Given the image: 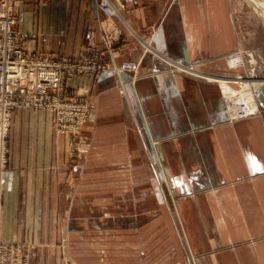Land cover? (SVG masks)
<instances>
[{"label":"crops","instance_id":"1","mask_svg":"<svg viewBox=\"0 0 264 264\" xmlns=\"http://www.w3.org/2000/svg\"><path fill=\"white\" fill-rule=\"evenodd\" d=\"M98 1L40 4L25 0L18 8L17 26L39 33L28 41L31 51L78 55L85 53L90 41L106 48L101 31L104 14ZM151 1L160 4L151 21H163L161 42L155 46L146 40L145 48L125 36L116 49L118 56L107 52L110 60L140 59L144 48L153 52L155 60L156 54L164 52L181 62H204L211 70L227 66L224 55L239 43L224 0H177L171 8L169 0ZM143 3L138 0L141 7L135 14L126 4L123 17L131 28L146 20ZM155 60L144 63V74L137 78L130 72L108 71L96 79H74L76 86L88 87L96 100L95 116L86 122L83 134L97 132L100 151L96 152L102 153L90 155L74 203L80 198L83 208L86 198L98 191L112 198L119 191L111 183L117 178L126 182L128 171V177L138 183L135 186L140 185V194L142 183L153 197H159L164 186L167 200L156 201L147 211L134 205L122 207L126 228L143 240L138 261L126 264H148L147 239L153 242L157 264H264V116L230 121L216 82ZM35 127L42 137L31 141L30 131ZM10 130L1 237L38 246L31 264L66 262L67 258L53 252L57 239L48 235L63 229L55 221L60 211L72 206L75 174L67 157L70 137L56 133L49 114L26 107L14 109ZM131 149L133 157L123 161V153ZM146 149L149 157L142 161ZM113 153L114 157L117 153L115 161L110 157ZM89 169L97 182L90 183ZM143 214L146 221L153 217L152 228L138 221L145 219ZM38 215H55V220L38 224ZM165 257H170V263L164 262Z\"/></svg>","mask_w":264,"mask_h":264},{"label":"rangeland","instance_id":"2","mask_svg":"<svg viewBox=\"0 0 264 264\" xmlns=\"http://www.w3.org/2000/svg\"><path fill=\"white\" fill-rule=\"evenodd\" d=\"M37 1L38 3L42 4V3H46L48 0H37ZM159 1L160 0H157V2ZM169 1H170L169 8H171L172 6L171 3L177 0H169ZM212 1L214 3L218 2V0H212ZM98 2L99 5L101 6V0H99ZM128 2L131 5V10L133 14L137 13V10L141 7L140 5H138V0H111V3H113L116 7L113 10V12L110 14L106 13L104 8L101 6V9L104 14L103 21L105 22L104 28L103 26L101 27L102 36H103L102 42L104 41L106 42L105 46L107 49L105 47L100 48V45H97L95 42L93 43L92 41H90L87 50L83 54L68 55L65 53L41 51L43 53L51 54L53 57L57 58L58 62L61 61L63 62V64L70 62L71 69L65 75L66 81H64L60 86L55 87L53 90L55 98L59 99V102L55 108L49 109V108H38V107H26L35 111H43L49 114L53 119V124L56 133L61 136L70 137L69 139L70 145H69L67 157L69 164L72 165L71 169L75 174V181H74L75 191L73 193L72 198L69 200V204H71L72 206L70 208H65L66 211H60V214L58 215V218L55 221V222L58 221L59 226H62L63 229L61 230H59L60 228L56 229V231L54 230L53 233H49L48 235V237L57 239V242H55L56 245L55 247H53L56 249V251L53 250V252H57L56 255L61 256L62 259L63 257L67 258L66 262L63 261L60 264H87V263L88 264H126L125 262H127L128 260L133 262L134 260L138 261L143 240L140 239L141 237H137L136 234L130 233V230L126 228V225L124 223L126 221V220L124 221L125 214L124 211H122V207L128 208L134 205V206H140V208H142L144 211H147L149 207L153 208V205L158 203L156 201L159 200L161 203H163V201L167 200V194H166L167 189L166 188L164 189V186H162V184H161L162 188L160 190V194H158L159 197L157 195L153 197L152 193H150V191H147L146 187L143 186L144 185L143 183L141 185L143 191L142 194H140L139 193L140 185L135 186L138 183H135L132 177L130 178L128 177L130 172L127 171L128 176H125L127 179L126 182H122V179L120 182L119 179L117 178V180H115L116 183H111V185L114 188H116L117 191H119L115 193V195L112 196V198H107V195H103V191H98L95 194L91 193V198L90 197L86 198L85 202L88 201V203H86V205L88 206L85 205L82 208L81 206L84 203H81L80 198L74 203L76 190L78 188H80V190L82 189V186L80 187V184L82 179H84V174L88 166V159L90 164V160H91L90 155L92 154V152L93 155H97V156H101L102 154L100 152H96V150H99L98 148H96V146L99 143V140L96 137L97 132H92L91 135L89 134V132H87V137H86L83 134L84 126L81 128L79 134L74 132V130H70V125L72 124V122L69 120V118H70V114L74 109L84 107L85 103L89 104V109L90 112L92 113V117L86 121L89 122L95 116L94 110L97 105L96 100L94 99L92 92H90L88 87L84 88L83 90L81 87L75 85L74 79L80 77L84 78V76L96 79L102 73L108 71L117 72V71H113L112 69L116 68L117 67L116 65H121L123 61L129 59L135 60L139 67L134 71L129 70L125 72L133 73L134 78L141 77L144 74L143 71V69H145L144 63L145 65H147L148 64L147 62L153 63V60H155L153 58L154 54L151 50L148 49L146 50L143 48V50L145 51L140 59L129 58V59L121 60L118 63L114 61V58H112L113 60H110L107 52H110L112 55L115 53L116 56H118L116 49L119 43L121 44L124 41L125 36H127V41L130 39L135 40L140 47L143 46L145 48L146 45L144 41L146 40H151L155 46L158 44V42L159 43L161 42L160 28L162 26L161 24L163 21H159V23L156 21H151L152 18H155L158 15L160 4L157 3L155 4V2L151 3L152 2L151 0H144L145 3H143L142 5L145 9L146 20L143 21L142 26L138 28L135 27L134 29L131 28L129 22L125 20L123 17V12ZM224 2L227 4L230 13V18L232 20V27L234 33H236L237 40L239 43V47H235V49L226 53L224 55V58L228 57V63L232 65V63L230 62L231 60L230 56L235 54L239 49L244 50L246 54V56L244 57L246 65H245V69L243 68L242 70L244 73L243 75L248 76V74H252L253 76V74H255V76L258 78H264V21L262 20L264 19V17L259 15L258 10L253 8V5L247 0H224ZM164 11H168V8L165 7ZM30 33H37V32H30ZM38 34L39 33H37V35ZM89 34L91 36L92 32ZM28 41H27V46H28ZM155 56H157L156 58L157 61L155 60L156 62L158 63L160 62L161 64H163L162 62H164L165 60V63L167 62L169 63V65H172V67L177 68V70L183 71L188 74L191 73L190 71H193L191 70V68L193 67L194 73H197L203 79L216 82L218 85L219 83L214 79H211L209 75H207L209 76V78L204 76L206 74H210L216 77L220 75L235 77V75L239 73V71H241L240 70L241 66H235V67L226 66L224 69L211 70L204 67L205 66L203 64L204 62L198 64L185 63L177 60L176 58H172L168 55H165L164 52L160 53L159 55L156 54ZM167 57L171 58L172 60L171 63L173 64L170 63L169 61L170 59L168 60ZM252 57L256 58L254 62L252 61ZM62 58L65 59L62 60ZM238 64H244V63H238ZM180 65L183 67H179ZM100 66L102 67L100 68ZM109 66L111 68H107ZM104 69L106 70L104 71ZM258 96L262 106L261 107L262 110L259 113H254L249 117H252L254 115H259L261 113L264 116V88L263 90L262 89L259 90ZM225 106L227 108V104ZM12 119H13V114H12ZM238 119H242V118H238ZM229 120L231 121L230 116H229ZM11 125H12V121H11ZM11 125L6 138L7 141L6 147L8 150V154H7L8 162L10 158ZM30 132H31L30 134L31 141H38V139L42 137V135L39 136L38 129H36V127L31 128ZM46 135H47L46 132H44L43 137L45 141H48ZM141 140L142 139H140V141ZM133 154H134V150L132 149L125 151V153H123V156L125 157L123 161L130 160L131 157H133ZM103 155L104 157H106V154L104 152ZM116 155L117 153L115 154V157ZM146 156L149 157V153L147 149L144 150V156L143 155L140 156L142 158V161L145 160ZM110 157L113 158L112 160L114 161L117 159V157L116 158L114 157V153ZM126 164L130 166L131 163H129L128 161L126 162ZM7 168H8V163L4 173H2L3 181L0 183L1 194H2L1 197L2 204L0 211V236H1L2 210L4 206V195H5V173ZM113 170L114 171L117 170V167L114 168ZM89 173H90V183L92 181L97 182L98 180L97 177L94 179L93 174L90 172V169H89ZM100 185L102 186L101 183ZM94 186L95 185L92 184L90 185V188ZM136 187L138 188V190L135 191L138 192L137 196H135V192H134V189H136ZM120 193L122 194L121 196H119ZM135 197H137L138 201L136 200ZM59 200L60 202L66 201V199L64 198H60ZM148 214L151 217V214L150 213ZM54 216L55 215H43V216L38 215V224L39 223L44 224L47 222V220L51 221V219L54 221L55 220ZM142 217H145V219L140 218L138 221H144L143 226L145 228L148 227L152 228L151 221L153 220L152 219L153 217L148 218L147 221H146V214H143ZM111 219H113L114 222H110ZM145 230L146 229H144V231ZM147 231L148 229L145 232ZM1 239L7 243L21 245L25 249L28 255L27 264H31V256L33 252L38 248V246L28 241H24V242L6 241L2 237ZM168 249L169 248L165 249L164 252H166ZM71 255L75 257L76 259L75 262L72 260ZM146 256L148 258V262L146 261V263L157 264L155 261V247L153 246V242L151 239H147ZM126 257L128 259H126ZM89 259L91 260L95 259V262L92 261V263H90L88 262ZM169 261H170V257H165L164 262L170 263Z\"/></svg>","mask_w":264,"mask_h":264},{"label":"built area","instance_id":"3","mask_svg":"<svg viewBox=\"0 0 264 264\" xmlns=\"http://www.w3.org/2000/svg\"><path fill=\"white\" fill-rule=\"evenodd\" d=\"M24 1L0 0V183L8 163L6 138L13 110L16 107L55 108L59 99L55 98L53 90L66 81L65 75L71 69L70 62L63 64L49 53L29 49L27 41L36 39L38 35L17 27V10ZM101 6L108 14L116 7L111 0H101ZM116 66L112 70L117 72L134 71L139 67L132 59ZM226 104L231 110L230 103L227 101ZM229 114L231 120L251 116L244 103L240 113ZM91 117L89 104L74 109L69 118L72 122L70 130L79 134ZM1 197L0 186V211ZM27 261L28 255L21 245L7 243L0 236V264H27Z\"/></svg>","mask_w":264,"mask_h":264},{"label":"bare ground","instance_id":"4","mask_svg":"<svg viewBox=\"0 0 264 264\" xmlns=\"http://www.w3.org/2000/svg\"><path fill=\"white\" fill-rule=\"evenodd\" d=\"M253 5V8L258 10V14L264 17V0H247ZM251 5V6H252ZM264 21V19H262ZM246 56L244 50L239 49L235 54L230 56L231 60L228 63V57L224 58L225 63L227 62L228 66H241V71L235 75V77L227 76V75H220V76H210L211 79H214L219 83L220 91L223 94V99L226 105L228 101L230 103L231 110H228V114L230 113H240L241 112V104L244 103L247 105L248 111L250 115L254 113H259L262 109L260 108L259 103V90L264 88V78H258L255 74H248V76L243 75V68L245 69V59ZM256 60L255 57H252V61ZM244 63V64H238ZM256 63V62H255ZM189 69V68H188ZM253 69V68H252ZM191 70L194 71L192 67ZM252 73V72H251ZM251 75V76H249ZM238 111V112H237ZM230 116V114H229ZM244 116L242 118H246ZM232 118V116H231ZM238 119V118H237ZM237 119L231 120L236 121Z\"/></svg>","mask_w":264,"mask_h":264}]
</instances>
